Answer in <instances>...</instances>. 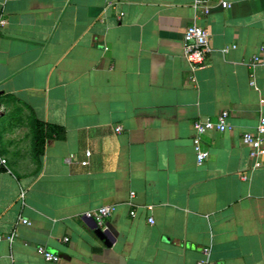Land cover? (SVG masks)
Wrapping results in <instances>:
<instances>
[{
    "label": "crops",
    "instance_id": "crops-1",
    "mask_svg": "<svg viewBox=\"0 0 264 264\" xmlns=\"http://www.w3.org/2000/svg\"><path fill=\"white\" fill-rule=\"evenodd\" d=\"M196 1L0 0V264H197L206 246L264 264V165L242 141L264 115V0ZM194 23L212 37L195 70ZM223 110L199 164L194 121ZM37 121L64 128L42 151ZM104 205L110 246L85 216Z\"/></svg>",
    "mask_w": 264,
    "mask_h": 264
},
{
    "label": "built area",
    "instance_id": "built-area-1",
    "mask_svg": "<svg viewBox=\"0 0 264 264\" xmlns=\"http://www.w3.org/2000/svg\"><path fill=\"white\" fill-rule=\"evenodd\" d=\"M198 3L199 1L197 0L195 6H197ZM222 6L229 7V3L227 1H222ZM206 11H208L207 8ZM4 22L5 20L0 19V24H3ZM211 39L212 37L209 29L202 25L194 23L185 29L183 35V49L185 57L189 61L193 70L199 69L206 65L209 55L212 51ZM227 49L228 48H226L225 51ZM256 60H258V57H256ZM262 102H264V99H262ZM229 117L230 112L228 110H223L217 116L216 120L209 117H199L194 121L196 135L193 138V144L196 152L197 162L199 164L204 163L209 156V152L202 145V136L211 130H226L229 127ZM116 130L120 131L121 127H116ZM242 141L250 148V156L255 159L254 166L259 167L264 165V115H260L255 130H248L243 133ZM86 154L89 156L90 151H87ZM72 157L73 155H70V158ZM7 162V158L0 154V171L2 168L7 166ZM82 163L87 164L88 160H84ZM134 195L135 192L132 191L131 197ZM21 197H24V192L21 194ZM148 207L152 208L151 205ZM114 209L115 206L104 205L95 211H88L85 216L88 218H93L99 227H101L103 230H107L108 226L106 220L113 213ZM131 215H136V211L132 210ZM21 222L24 224H30V221L26 218H22ZM149 222L154 223V218L150 217ZM2 239L12 241L14 239V235H0V240ZM65 240H68V237H66ZM203 251L206 258L198 261L197 264H213L209 259L212 253L211 247L206 246L204 247ZM37 252L41 254L46 260L55 262L60 260L59 255L45 248L44 246H39L37 248Z\"/></svg>",
    "mask_w": 264,
    "mask_h": 264
},
{
    "label": "trees",
    "instance_id": "trees-1",
    "mask_svg": "<svg viewBox=\"0 0 264 264\" xmlns=\"http://www.w3.org/2000/svg\"><path fill=\"white\" fill-rule=\"evenodd\" d=\"M64 128L58 125L37 121L35 123L34 142L37 150L42 151L48 136H62Z\"/></svg>",
    "mask_w": 264,
    "mask_h": 264
},
{
    "label": "water",
    "instance_id": "water-1",
    "mask_svg": "<svg viewBox=\"0 0 264 264\" xmlns=\"http://www.w3.org/2000/svg\"><path fill=\"white\" fill-rule=\"evenodd\" d=\"M92 222L91 224V227L94 229L96 235L104 240V242L107 244V245H111L112 244V237H111V233L110 231L107 229V230H103L101 227H99L96 223V221L93 219V218H89Z\"/></svg>",
    "mask_w": 264,
    "mask_h": 264
}]
</instances>
